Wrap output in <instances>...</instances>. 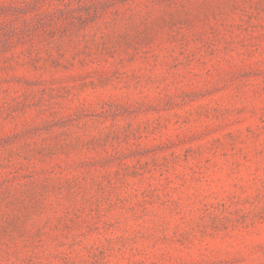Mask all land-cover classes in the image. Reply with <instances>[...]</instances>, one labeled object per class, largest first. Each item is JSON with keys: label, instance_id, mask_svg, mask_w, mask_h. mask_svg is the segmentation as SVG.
Returning a JSON list of instances; mask_svg holds the SVG:
<instances>
[{"label": "rangeland", "instance_id": "obj_1", "mask_svg": "<svg viewBox=\"0 0 264 264\" xmlns=\"http://www.w3.org/2000/svg\"><path fill=\"white\" fill-rule=\"evenodd\" d=\"M0 264H264V0H0Z\"/></svg>", "mask_w": 264, "mask_h": 264}]
</instances>
